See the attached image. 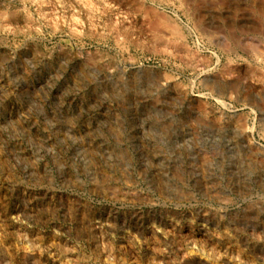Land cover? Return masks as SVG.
Returning a JSON list of instances; mask_svg holds the SVG:
<instances>
[{"label":"rangeland","instance_id":"rangeland-1","mask_svg":"<svg viewBox=\"0 0 264 264\" xmlns=\"http://www.w3.org/2000/svg\"><path fill=\"white\" fill-rule=\"evenodd\" d=\"M0 264H264V0H0Z\"/></svg>","mask_w":264,"mask_h":264}]
</instances>
